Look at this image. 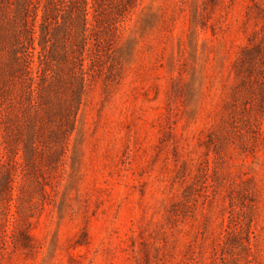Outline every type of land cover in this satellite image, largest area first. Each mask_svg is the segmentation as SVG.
Returning <instances> with one entry per match:
<instances>
[{"label":"rangeland","instance_id":"rangeland-1","mask_svg":"<svg viewBox=\"0 0 264 264\" xmlns=\"http://www.w3.org/2000/svg\"><path fill=\"white\" fill-rule=\"evenodd\" d=\"M0 264H264V0H0Z\"/></svg>","mask_w":264,"mask_h":264}]
</instances>
